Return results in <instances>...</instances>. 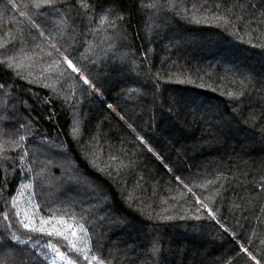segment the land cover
<instances>
[{
    "label": "trees",
    "instance_id": "trees-1",
    "mask_svg": "<svg viewBox=\"0 0 264 264\" xmlns=\"http://www.w3.org/2000/svg\"><path fill=\"white\" fill-rule=\"evenodd\" d=\"M56 251L264 264V0H0V264Z\"/></svg>",
    "mask_w": 264,
    "mask_h": 264
},
{
    "label": "snow or ice",
    "instance_id": "snow-or-ice-1",
    "mask_svg": "<svg viewBox=\"0 0 264 264\" xmlns=\"http://www.w3.org/2000/svg\"><path fill=\"white\" fill-rule=\"evenodd\" d=\"M45 3H46V4L51 3V0H45ZM37 7H39V5H37ZM65 60H66V62H67V66H68L69 68L72 69V72H73V73L79 72V71L81 70V69L75 67V66L73 65L72 61H71V60H68L67 57H65ZM83 84L88 85V84H89V80H88L87 78H83ZM210 214H211V213H210ZM8 218H9V216H5V217H4V219H8ZM22 226H23V228H24L25 230H27L29 233H36V232H39V233L44 234V235H50V236H52V235H55V236H63V237L66 238V234H65V233L45 232V229H44L43 227H41V228H36V227H34L32 224H30V223H23ZM81 229H83V226H81ZM72 234H73L74 236L76 235L75 232H73ZM33 239H34V237H33L32 235H29V240H33ZM25 243H27V241H26ZM42 243H43V241H41V240H36L37 248H40V245H41ZM44 248L47 249V252L45 253L46 255H47L49 252H52V247H51L50 245H44ZM73 248H75V245H73ZM42 251H43V249H42ZM54 254H55V256L60 257L61 259L63 258V257H62V254H61L60 252H58V251H56ZM93 259L95 260L96 258L93 257Z\"/></svg>",
    "mask_w": 264,
    "mask_h": 264
},
{
    "label": "rangeland",
    "instance_id": "rangeland-1",
    "mask_svg": "<svg viewBox=\"0 0 264 264\" xmlns=\"http://www.w3.org/2000/svg\"><path fill=\"white\" fill-rule=\"evenodd\" d=\"M62 259L60 257L54 256L51 260L52 264H74L73 262H71L70 260L66 259L63 255H62Z\"/></svg>",
    "mask_w": 264,
    "mask_h": 264
}]
</instances>
